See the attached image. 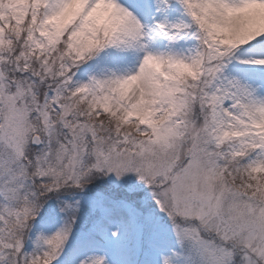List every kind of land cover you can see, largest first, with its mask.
Here are the masks:
<instances>
[{
  "label": "snow or ice",
  "instance_id": "snow-or-ice-1",
  "mask_svg": "<svg viewBox=\"0 0 264 264\" xmlns=\"http://www.w3.org/2000/svg\"><path fill=\"white\" fill-rule=\"evenodd\" d=\"M0 264H264V0H0Z\"/></svg>",
  "mask_w": 264,
  "mask_h": 264
}]
</instances>
